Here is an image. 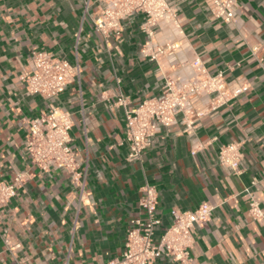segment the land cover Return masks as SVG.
<instances>
[{"label":"crops","instance_id":"obj_1","mask_svg":"<svg viewBox=\"0 0 264 264\" xmlns=\"http://www.w3.org/2000/svg\"><path fill=\"white\" fill-rule=\"evenodd\" d=\"M175 24L155 27L152 39L179 44L157 61L141 53L148 40L144 15L121 20L120 39L104 37L90 17L97 0H0V180L24 176L0 212V264H107L119 256L145 182L158 191L163 225L170 210L213 205L209 220L192 230L186 264H264V0H236L233 21L213 16L211 0H167ZM87 4V14L84 11ZM32 49L70 63L79 77L54 98L27 93L20 74ZM199 57L208 73L246 85L237 97L183 131L180 115L158 125L140 159L130 160L124 106L160 93L164 76L186 72ZM71 112L70 146L87 166L86 196L62 169L43 171L23 148L26 121L49 105ZM197 108L206 106L198 98ZM238 142V171L217 161L221 144ZM253 199L263 218L249 213ZM76 228L73 230L74 222ZM154 264H182L161 258Z\"/></svg>","mask_w":264,"mask_h":264},{"label":"built area","instance_id":"obj_2","mask_svg":"<svg viewBox=\"0 0 264 264\" xmlns=\"http://www.w3.org/2000/svg\"><path fill=\"white\" fill-rule=\"evenodd\" d=\"M100 4L97 12L90 17L96 31L104 37L113 36L119 40L122 31L121 20L132 13L144 15L141 29L148 40L141 46V53L150 60L157 61L164 55H171L178 49L175 41L161 43L152 39L155 27L162 24H175V11L167 0H97ZM211 12L214 17L231 22L235 16L236 0H211ZM87 14V4L84 8ZM186 72L174 71L164 76V83L158 95L145 98L138 105L127 108L126 98L119 94L116 104L124 106V139L128 143L130 160L140 159L143 151L150 146L151 138L158 125L168 126L180 115L183 131H191L197 120L207 112L227 104L243 92L246 85L228 82L222 72L208 73L199 57L190 64L182 63ZM81 68L78 62L70 63L64 58L54 56L45 50L32 49L28 66L20 74L25 90L44 98H54L64 91L66 85L79 77ZM206 98V106L197 108L198 98ZM26 133L23 148L31 164L43 171L62 169L67 172L78 192V202L86 196V162L81 164L76 151L70 146V129L73 117L70 111L53 104L47 111L26 121ZM242 158L240 144L228 142L218 148L217 161L233 171H238ZM24 176L16 174L11 183L0 180V212L16 194ZM139 206L144 219L135 218L134 223L125 232L123 248L119 256L108 260L107 264H154L161 258H168L182 264L191 258L188 249L192 244L194 226H201L209 220L213 205L200 203L193 210H170V221L163 225L157 215L158 191L145 182ZM249 213L257 220L263 213L253 199L249 203ZM76 228V221L73 230Z\"/></svg>","mask_w":264,"mask_h":264}]
</instances>
